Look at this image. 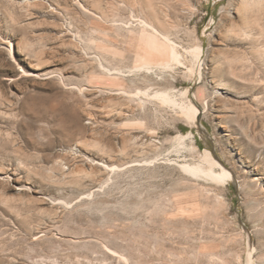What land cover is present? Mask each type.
Returning <instances> with one entry per match:
<instances>
[{"label": "rangeland", "instance_id": "rangeland-1", "mask_svg": "<svg viewBox=\"0 0 264 264\" xmlns=\"http://www.w3.org/2000/svg\"><path fill=\"white\" fill-rule=\"evenodd\" d=\"M0 264H264V0H0Z\"/></svg>", "mask_w": 264, "mask_h": 264}, {"label": "bare ground", "instance_id": "bare-ground-1", "mask_svg": "<svg viewBox=\"0 0 264 264\" xmlns=\"http://www.w3.org/2000/svg\"><path fill=\"white\" fill-rule=\"evenodd\" d=\"M144 26H149V27H151V29H153L152 26H150L148 24H145ZM153 31H154V33L156 35L158 34L156 30L153 29ZM156 37H155V35L154 36H149L150 42H152L150 44H152L153 48H155L156 51L162 53L164 56H167L169 58L166 61H162V62L160 61V62H157L156 64L159 65V66H161V67L166 68V66H168L169 64H172L173 63V62L170 63L171 61H175L176 62L179 59L178 58V54L175 52V49L176 48L175 49L173 48L172 44L170 43V41H169V39L167 37H162V40L164 41L163 43L168 44L167 46L164 45L162 42L159 43V41H158V39ZM192 52H194L195 55L196 54H200L201 48L199 46L194 47V49L192 50ZM151 64L152 63H147L146 62V64H144L142 66V68L143 69L144 68H148L149 66H151ZM155 97L157 98V100L159 101V103L161 105H168V106L178 107V108H180V110L182 111V113H184L186 116L189 117V119H190V117L192 119H194V120L196 119L198 111L192 105V103L189 102L186 99V95L185 94L182 95L180 97V99H179V98H176L172 94V92H169V91L166 90V91H161L160 93H158L157 95H155ZM184 137L191 138L192 136H191V134H187V136L185 135V136L181 137L180 140H182V142H183ZM180 144H183V143H181V141H180ZM194 149L195 148L193 147L192 150H194ZM179 168H181L182 171L188 173L191 176L204 177V178H207L209 180L216 181L218 183H227V182H230V181H233L234 180L233 177H232V175L230 174V172L224 166H222V164H220V162H218L212 156V154L209 151H207V150L204 151L203 154H202L201 164H199V165L182 164L181 166H179ZM215 169H218V171L215 170ZM110 171H112V170H110ZM249 247H250V245H249Z\"/></svg>", "mask_w": 264, "mask_h": 264}]
</instances>
